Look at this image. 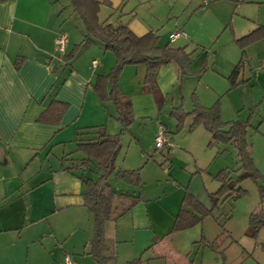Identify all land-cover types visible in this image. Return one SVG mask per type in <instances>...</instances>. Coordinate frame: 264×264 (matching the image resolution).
<instances>
[{
	"label": "crops",
	"instance_id": "obj_1",
	"mask_svg": "<svg viewBox=\"0 0 264 264\" xmlns=\"http://www.w3.org/2000/svg\"><path fill=\"white\" fill-rule=\"evenodd\" d=\"M219 1L209 5L204 0L203 5L207 8L195 14L220 11ZM240 1H252L253 5L259 6L257 16L251 21L249 19L247 30L242 28L244 26L233 27V41L264 27V0ZM65 2L74 11L70 0H0V264H65L66 257L74 264H96L89 254L93 216L85 203L87 187L81 177L96 181L103 172L95 160L87 167L81 166L85 155L78 150V145L94 142L99 130L110 136L121 131L117 107L109 98L111 85L104 81L99 83L103 99L95 91L97 79L111 72L116 57L113 52L105 50L100 40L91 37L88 46L79 50L72 59H62L86 35L84 31L82 36L74 35L68 27ZM238 8L232 10L233 15ZM226 19L221 21L222 25ZM100 21L109 22L107 19ZM126 25L136 36L153 33L148 22L137 17ZM189 33L194 35L190 28ZM189 37L192 36L185 33V36L170 41L168 36L166 44L158 38L157 46L164 47L183 39L182 43L169 46L185 47L190 54L186 77L211 90L206 93L208 99L200 104L196 98L195 103L207 108L220 101L221 119L229 123V101L223 98L225 94L229 97V83L227 81L225 91H220L216 81L210 82L205 77L214 63L207 66L204 73L198 74L208 61L202 58L201 53L195 52L197 49L189 50ZM58 38L63 39L61 49L56 42ZM250 51L256 53L257 59H254L252 75L242 79L241 83L249 85L251 79L255 82L253 75L257 72L254 75L255 86L264 93V37L245 48L249 63L253 61ZM229 65L234 64L227 63L225 70H218L221 87L225 86L224 80L229 76ZM145 72L143 64L126 65L117 79L118 90L131 101L132 121L120 138L115 171L107 183L124 197L125 208L130 202L127 196H140L141 200L105 223L106 264H126L138 258L142 264H246L245 260L252 256L254 249L250 253V245L236 240L237 235L230 227L233 219L227 222V217H213L218 226L208 231L204 226L207 218L203 219L199 224L202 244H195L198 232H171L179 209L186 207L182 202L186 191L206 208H211L209 194L216 192L218 184H210L212 187L209 189L207 181L216 182L213 176L218 169L215 168L217 158L220 156L227 162L234 149L229 147L230 144L214 145V152L209 153L211 161L202 170L190 147L182 142L175 141L166 158L167 149L152 148L158 127L164 126L169 133L177 121L175 124L160 121L161 112L157 111L153 95L141 90ZM187 78H179L174 62L159 67L156 82L165 97L162 111L174 93L171 103L182 105L179 108L185 113L193 110L194 104L189 107L184 98L179 97ZM52 103L66 105L58 121L38 122L39 116ZM152 116H157L158 121L154 123ZM147 119H150L149 127ZM192 121V116H187L183 127L190 126ZM145 130L149 131L148 135H145ZM248 141L250 143V139ZM125 145L127 148L123 151ZM222 151L225 153L221 155ZM122 153L124 156L118 161ZM232 160L237 162L233 168L237 172L240 167L237 153ZM138 169L141 177L139 186L115 177L119 170ZM204 172L208 174L207 179L203 177ZM256 211L247 213V226L249 215ZM209 241H212L214 251L204 246ZM232 247L237 249L236 257L230 253L234 251ZM260 248L264 249V240ZM259 264L264 263L259 260Z\"/></svg>",
	"mask_w": 264,
	"mask_h": 264
},
{
	"label": "rangeland",
	"instance_id": "obj_2",
	"mask_svg": "<svg viewBox=\"0 0 264 264\" xmlns=\"http://www.w3.org/2000/svg\"><path fill=\"white\" fill-rule=\"evenodd\" d=\"M98 1H100L101 3L98 12V17L100 20L107 19L114 25L119 23L127 24L134 17L145 20L148 22L150 30L153 31V33L159 38L162 44H166L165 42H167V37L169 36V34L177 30H182L189 36H192L189 37V40L187 42L188 46L190 47L189 50L197 49V51L195 52L201 53V55L203 56L202 58H205L206 61H208V63H205L204 71H201V66L198 74L204 73L207 66H213L214 63L215 66H213L212 69L210 67L205 77H208L210 82L213 80L216 81V84L220 85V91L226 90L227 80H224L225 86L221 87L222 82L221 80H219V78H217L218 70H225L224 66H226L227 63H233L234 65H229L228 72L230 75L234 66L240 61L242 56V51L233 41V27L244 26L242 28H244V30H247L251 19L257 16V8L259 6L256 4L253 5L252 1L243 2L240 0H221L218 2L221 3L220 11L214 10L212 11V13L205 12L195 14L196 11H201L207 8L203 5L204 0ZM207 1L209 2V5L217 2V0ZM64 6H66L67 9L65 12V19L69 25L68 27L71 28L74 35L78 34L82 36L81 32H85V27L80 17L75 11H72L69 8L66 2ZM235 6L239 8L233 11V15L232 10L236 8ZM227 12H229L228 15H226ZM224 18H227L226 23L222 25L221 21ZM189 28L190 30H192V32H194V35H190ZM182 42L183 39H177V41L170 43L169 45H175ZM250 52V56L253 57V61H251V63H249L248 61L244 65L243 71H241L240 73V81L252 75L251 69L252 67H254V59H257V56L253 51ZM222 65L223 67H221ZM256 73L257 72H254V75ZM187 75L188 74H185L184 76H182V78H187ZM254 75L253 79H255V82L252 79V81L250 80L252 85H245L241 83L238 85L237 89L235 88V90H229V97L227 96V94H225L223 98H227L229 101V123L231 121L246 120L248 116H250L247 119L250 120L248 136V139H250V150L256 168L259 169L260 173L264 174V93L261 89L259 90V86H255V84H257V81ZM221 79H223V77H221ZM187 81H190V83ZM178 86L180 87V85ZM179 87H177L176 92L178 91ZM210 92L211 90L204 89L201 83L195 82V80H193L192 78H187L184 82L183 92L179 95V97L184 98V102H186V105L191 107L196 102V98H199L200 104L202 103V101L208 99L209 95H206V93ZM260 92H262V94H260ZM175 94L176 93L172 94L169 97L163 111V105L160 111L157 110L158 113L161 112L159 113V117H161L160 121L164 124H167L168 122L171 123V121L174 124L176 123L174 122L176 121V119L174 116H172V111H178V109H180L179 107H181L182 105H180L179 103L176 105V103L170 102V99H172ZM164 101L165 99L163 100V104ZM182 101L183 100H181V102ZM185 118H187V116H185ZM152 119L154 120V123L158 121L157 116H152ZM149 123L150 119H147L148 127L150 126ZM189 127L190 126H184L180 129H177L176 124V127H170L168 134L171 137L173 144L175 141H179L185 145H188L192 151V156L196 160V163L201 166L202 170H205L208 163L211 161L209 153L214 152L215 150L214 145H209L211 141L210 134H208L203 126H197L193 130H189ZM148 134L149 131L145 130V135ZM155 147L156 146L154 142V146L152 148ZM229 147H232L234 149L232 145H229ZM126 148L127 145L124 146L123 151H125ZM233 155L234 157H236L235 149ZM233 155L229 154V160L227 162L225 160H222L220 156L217 158V161L215 162V168L218 167V169H216L215 175L220 171V168H227L225 170H227L230 177L235 180L236 174H238V172L233 171L236 169L233 168L237 164V162L234 163L235 161L232 160ZM123 156L124 155L122 153L121 157L118 158V161L122 160ZM213 170L214 168L212 170H208V173ZM91 174H93V172ZM207 175L208 174L204 172V179L208 178ZM215 181L216 182L207 181V188L210 189V187H212L211 185H214L215 183L218 184L215 187V190L217 191L220 187V183L217 180ZM262 184L263 182L261 180L258 181L257 184L251 179L241 181L239 186L245 190V194L236 199L227 197L220 200L217 206L212 210L213 212L211 213V215L205 217L207 218L204 221V223L206 224H203L206 227V231H208V229L211 228L213 230L218 226L217 224H215L216 220H214L213 217L220 219H225L227 217V222L233 219L232 222H230V227L233 228V232L237 235L235 236L236 240L239 243L245 244L247 246L250 245V249H248L250 253L251 250L254 249V253L252 254V256L248 257L247 260H245L246 264H259V260L264 263V249L260 248V244H262L264 240V229L259 232L256 239L248 238L243 233L244 229L247 228V213L249 214L251 211L259 210L260 206L264 207V192L260 196L258 188V185ZM114 189L111 185L105 184H103L101 187L102 194L104 195L103 205L107 206L111 217L120 214V212L125 209L124 205L126 204L124 197L117 192H114ZM221 222L224 223L223 220ZM199 224L190 229H187L192 232H198L196 236L198 241L195 244L204 243L202 241L203 239H200L201 231ZM221 226L224 225L221 224ZM227 228L229 229V223L227 225ZM212 230H210L209 233H211ZM223 232L224 230H222V233ZM206 245L204 246L207 247L208 250L214 251V249H212L211 247L212 241L207 242ZM256 245H258L259 248H254V246ZM232 250L234 251L230 252L229 249V252L233 254V257H236L235 253H237V249L232 247Z\"/></svg>",
	"mask_w": 264,
	"mask_h": 264
},
{
	"label": "trees",
	"instance_id": "obj_3",
	"mask_svg": "<svg viewBox=\"0 0 264 264\" xmlns=\"http://www.w3.org/2000/svg\"><path fill=\"white\" fill-rule=\"evenodd\" d=\"M73 10L79 15L84 24L86 35L83 40L74 45L71 52L64 56L63 60L72 59L79 50L88 46L91 37L100 40L105 47V50L111 51L116 57V63L111 72L105 77H99L95 85V91L99 98L103 99L102 89L100 88L101 81L108 82L111 85L109 98L115 103L119 114V121L122 128L118 135L110 136L104 130L98 131V137L94 142L81 143L78 145V150L84 153L85 158L81 161L82 167H87L92 160L97 161L96 166L102 170V175L92 181L89 178L81 177V180L87 187L85 195L86 206L93 216V234L89 241V254L93 257L96 264H106L104 255V226L110 218H117L124 211L130 209L137 204L141 198L127 196L129 198L128 206L117 216L110 215L107 206L103 205L104 195L101 187L103 184L109 185L107 180L115 171V158L120 150V138L126 131L128 125L132 121V105L131 101L124 97L117 87V79L126 65H140L146 67L145 77L141 86L144 93H151L155 100L157 110L160 111L163 105L164 96L160 92L156 75L158 69L162 65L174 62L179 70V78H182L188 73L187 68L190 64V54L185 51V47H164L157 46L158 37L149 32L143 36H136L126 24H112L107 21L101 22L98 17L100 9V1L98 0H70ZM264 37V27H259L247 35L234 39V42L242 51L240 61L237 63L227 81L230 88H236L242 81H239V76L245 63L247 56L245 48ZM18 67V62L16 63ZM203 64L201 71H204ZM102 79V80H100ZM66 105L60 103H52L50 107L43 112L37 119L40 123L57 122L61 114L64 112ZM172 111V116L177 121V129L184 125L185 116H192L193 121L189 130L195 129L202 125L209 132L211 141L209 145L230 144L236 150L240 161V167L237 170L238 174L232 179L227 170H220L213 178L220 183L218 190L209 195L211 208H206L203 204L197 201L188 191L183 196V205L181 207L172 227L171 232H179L190 229L206 217L211 215L212 210L217 206L220 200L227 197L236 199L245 194L239 184L241 181L251 179L256 184L262 181V185H258L260 196L264 192V175L256 168L250 144L248 141L249 120L232 121L225 123L221 119V109L219 102H215L210 107H202L194 103V108L190 113H185L182 109ZM228 127L227 129H224ZM168 133V132H167ZM172 141V140H171ZM168 156L169 150H167ZM222 151L221 154H224ZM159 166L162 167V164ZM116 179L123 180L128 184L141 185L140 169L138 170H119ZM115 192V191H114ZM264 229V208L261 207L258 211L249 215L248 226L245 235L251 239H256L259 232ZM126 264H142L141 259H135Z\"/></svg>",
	"mask_w": 264,
	"mask_h": 264
},
{
	"label": "built area",
	"instance_id": "obj_4",
	"mask_svg": "<svg viewBox=\"0 0 264 264\" xmlns=\"http://www.w3.org/2000/svg\"><path fill=\"white\" fill-rule=\"evenodd\" d=\"M185 36V33L182 30H177L175 32H172L169 35L170 41L175 40L178 37ZM57 44L59 46V49L63 47V39L58 38L57 39ZM155 146L157 149H167V150H172L173 148V143L171 141V137L167 133V130L165 129L164 126L160 125L157 129L155 138H154ZM65 264H74L70 258L66 257L65 258Z\"/></svg>",
	"mask_w": 264,
	"mask_h": 264
}]
</instances>
